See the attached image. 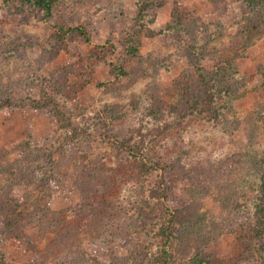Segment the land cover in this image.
<instances>
[{
  "label": "rangeland",
  "instance_id": "374dc122",
  "mask_svg": "<svg viewBox=\"0 0 264 264\" xmlns=\"http://www.w3.org/2000/svg\"><path fill=\"white\" fill-rule=\"evenodd\" d=\"M61 25H83L91 40L61 38ZM230 65L238 81L227 90L217 72ZM207 81L219 87L215 120ZM6 96L17 105L0 108V264H163L167 248L174 264L260 263L247 230L263 190L264 165L249 156H264V0H57L50 19L2 4Z\"/></svg>",
  "mask_w": 264,
  "mask_h": 264
},
{
  "label": "trees",
  "instance_id": "16d2710c",
  "mask_svg": "<svg viewBox=\"0 0 264 264\" xmlns=\"http://www.w3.org/2000/svg\"><path fill=\"white\" fill-rule=\"evenodd\" d=\"M14 1H17V0H0V2H1L0 7L2 4L8 5ZM20 1L24 4L32 5V6L37 7L38 9H40L43 12V17H45L46 19H50L53 16L54 5L57 2V0H20ZM247 2H249L250 4H253V5H259L262 3V0H247ZM151 5H152V3H143L140 5V7L137 11L136 18H135V23H136L137 29H135L133 31V33L130 35L129 39L127 40V46H126V52L131 56H136L139 54L140 40L138 39L137 34L142 32L143 29L146 27L145 22H144V19L146 16V10L149 7H151ZM57 32L61 38H65L68 34L78 33L80 36H83L87 41L91 40L88 29L83 25L72 26V27L69 25H61V26L57 27ZM118 68L123 69L124 67L122 66V67H118ZM231 69H233V68L230 65L227 68L223 67L220 71L217 72V75L221 76V80H219L218 86L220 83L225 84V86L227 87L226 88L227 90H232V86L235 85V83L238 81V79L236 77L233 78L234 72L226 74L227 72L231 71ZM61 80H63V79H61ZM48 82H50V81H47L46 85L49 88L53 89V87H52L53 85H49ZM215 82H216V80H215ZM215 82H213L210 85V83H208V81H207V91H205L206 92L205 97L203 98V102L204 101L207 102V111L206 112H207V118L209 120H215L219 116V112L218 111L212 112V109H214V108H213V106L212 107L209 106V104L212 105L217 91L219 92V87L215 86ZM75 87H77V84L75 85ZM54 101L42 103V104L38 105L37 108H39L43 112L44 111H50L51 109L48 106H53ZM56 102H57V100H56ZM6 105L16 106L17 104L11 98H9L7 96L2 98V99L0 98V108L4 107ZM204 112L205 111L203 110V112H201V114H204ZM257 112H258V114H260L259 108H258ZM254 125H256V124L253 123L252 126H250V128L248 130V138L251 141L255 138V133L257 131H261V129L256 128V126H254ZM110 132H113V131H110ZM110 134L111 133H109V132L104 133V137L107 138V140L111 141L114 145L122 148L129 155L139 154V151L137 152L134 148L129 146L125 139H119L118 137H114L115 134L114 135H113V133L111 135ZM26 144L27 143H25L24 145H26ZM28 148H29V145H28ZM31 155H32V153L30 150L29 152H25L23 154V158H25V159L30 158ZM263 155H264V153H263ZM18 160L19 159L17 158L10 165H12V167H13V165L15 167H16V165L19 166L20 163L17 164ZM249 160L251 161V163H253V165H256V166L261 167L262 165H264V156H263V158H260V160H259L257 152L252 153L249 156ZM142 164L146 168V165H145V163H143V161H142ZM158 166L161 167L162 165H160V163H159ZM50 168L52 169V173L55 176L58 175L59 170L56 167V164L53 165V163H51ZM256 171L258 172V167H257ZM261 173L263 174V177H262V182H263L262 183V185H263L262 197H260L259 201L257 203H255V205H254L255 206L254 224L247 231H248L249 238H251L252 240L255 239L261 243L260 244V246H261V255H260L261 261L259 264H264V169L262 170ZM87 175H89V172L84 171L83 176L86 177ZM212 180H214V178ZM164 182H165L164 180H161V183H164ZM211 182H214V181H211ZM210 184H212V183H210ZM207 185H208V183H207ZM157 194H158V192H157ZM162 194L163 195L160 194L162 197L167 196L166 193H164V192ZM155 196L159 197V195H155ZM166 210H167L166 211V221H167L169 226L164 229V234L167 236V240H169L173 236V233L170 231V229H171V224L174 222L175 213H173V211L170 210L168 207L166 208ZM163 259H165V261H166V262H163V264H174L172 253L169 251L168 248L164 249ZM187 264H212V262L208 258L206 259L204 257L199 256V257H197V259H194Z\"/></svg>",
  "mask_w": 264,
  "mask_h": 264
}]
</instances>
